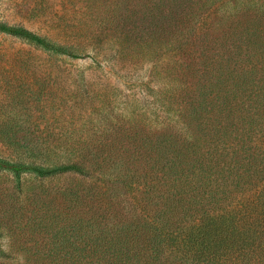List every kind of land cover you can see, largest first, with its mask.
Returning a JSON list of instances; mask_svg holds the SVG:
<instances>
[{
    "label": "rangeland",
    "instance_id": "obj_1",
    "mask_svg": "<svg viewBox=\"0 0 264 264\" xmlns=\"http://www.w3.org/2000/svg\"><path fill=\"white\" fill-rule=\"evenodd\" d=\"M157 1L0 0V21L86 54L54 53L0 30V156L80 161L91 171L40 176L0 166V264H106V251L127 243L98 240L103 227L139 218L153 227V200L167 189L166 141L155 140L176 119L160 105L162 81L184 71L167 48L156 53L149 12ZM255 2L264 4L220 5L210 29L222 33Z\"/></svg>",
    "mask_w": 264,
    "mask_h": 264
},
{
    "label": "trees",
    "instance_id": "obj_2",
    "mask_svg": "<svg viewBox=\"0 0 264 264\" xmlns=\"http://www.w3.org/2000/svg\"><path fill=\"white\" fill-rule=\"evenodd\" d=\"M231 1L159 0L149 12L156 53L167 48L184 70L162 81L167 103L160 105L176 118L154 145L166 141L159 161L167 165V189L153 200V227H139V218L101 229L98 240L127 243L106 251V264H264V4L255 2L222 33L212 31L210 17ZM0 30L47 51L86 56L23 25L0 21ZM28 145L33 150L19 147ZM0 166L40 176L91 172L80 161L0 156Z\"/></svg>",
    "mask_w": 264,
    "mask_h": 264
}]
</instances>
